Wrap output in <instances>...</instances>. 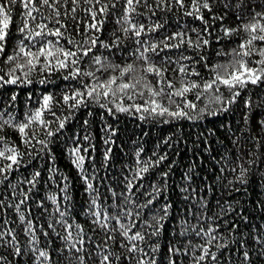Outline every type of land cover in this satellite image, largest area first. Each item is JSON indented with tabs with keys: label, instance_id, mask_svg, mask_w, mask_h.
<instances>
[{
	"label": "trees",
	"instance_id": "obj_1",
	"mask_svg": "<svg viewBox=\"0 0 264 264\" xmlns=\"http://www.w3.org/2000/svg\"><path fill=\"white\" fill-rule=\"evenodd\" d=\"M189 3L190 0H185L186 6ZM21 11L19 5L13 6L14 23L11 28L13 33L16 32V22L21 19L19 14ZM183 11L179 9V6H174L171 12L158 13L160 22L167 20L168 24L153 39L159 41L164 35L183 28L195 41L196 35L191 32V29H201L202 22L185 16ZM215 14L223 13L217 10ZM206 19L212 32L210 37H205L210 39V46L202 50L189 48L184 55L194 58L204 55L208 58L209 65L224 63L228 58L217 57V50L228 52L235 45L227 43L226 40L217 43L216 37L223 35L221 22L213 21L207 14ZM139 22L149 23L143 17ZM240 22L230 13L223 25L234 28ZM213 24L215 26L211 27ZM115 28L116 25L110 18L105 24V38L110 36ZM73 35L76 40L81 39L79 35ZM125 43L126 51L109 56L110 61L121 66L131 62L127 54L133 50V44L131 41ZM100 53L108 56L103 49ZM166 53L173 59H177L180 55L177 50H166ZM156 62L160 63L158 58ZM192 66L205 79L209 78V72L202 64ZM80 68L82 72L95 71V67L88 58L80 64ZM96 74L103 81L115 73L97 72ZM67 75V71L50 73L37 71L32 74L31 85L8 86L6 90L0 89V98H3L5 103L13 92L18 93L14 107L5 108L4 104H0V109L12 113L17 121H22L25 113L39 107L43 95L52 94L59 101L65 92L71 94L74 90L82 89V81L83 83L96 82L86 76L66 81L64 76ZM165 76L176 87H180L181 77L173 73L171 67ZM41 79H46V83H39ZM148 79L155 85L156 81L153 77L149 76ZM160 87L166 88V85L161 84ZM221 92L225 98L229 95L224 88H221ZM250 93L253 99L256 98V94L264 96V84L249 85L243 95L248 96ZM30 94L31 99H29ZM148 99L149 94L146 90L143 96L137 95L131 100L127 95L110 97L108 100L102 99V103L113 109L111 113L101 108L99 104L89 102L87 106H81L70 114L69 108L61 103L53 110L61 119L65 116L70 117L65 123V128L55 136L47 137L39 125H34L36 139L29 145H25L21 135L11 127H6L0 132V135L7 138L9 147H17L19 152L23 153L19 168H14L8 173L7 179L4 175H0V181H3L0 182V200L4 202L0 205V232L4 233V236L0 237V242L9 241V233H11L16 236L15 247H19L22 251L21 255H15L12 244L0 243V255L5 258L7 264H42L43 258L37 259L39 251H48L53 258L50 262L43 261V264H57V260L60 264H79L74 259L77 255L85 257L84 264H97L96 256L88 257L87 253L93 251L97 245H103L104 234L92 223L93 217L90 212L104 209L111 212L110 206L115 201L109 189L117 194L124 191L125 177L135 176L141 167L148 165L153 166H150L148 173L143 174L144 179L138 181L144 185L141 191L150 189L153 183L162 185L161 173H168L167 190L161 197L160 204L167 201L172 204V208L164 221L160 236L153 237V240H158L161 246V252L158 253L161 259L166 257L170 239L173 242L177 239L181 243L184 242V238L176 234L184 226L182 221L186 219L189 238L192 239L193 245L203 243V239L191 236L192 225H195L197 229L220 225L216 243L224 244L226 247L211 249L219 256L217 264H242L243 256L238 251L239 241L246 243L245 250L250 254V264H264V255L261 254L264 251V245L254 239L257 236L264 239V163L260 162L264 160V129L256 128L255 121L251 118L247 124L245 123L242 102L231 105L228 111L209 115L207 109H215L219 105H208L206 97L195 101L192 93L187 94V99L197 103V112L205 109L202 119L175 120L167 115L157 116L142 111L136 112L134 108L128 112L117 110V105L128 107L132 104H145ZM174 99L178 103L182 102V98L174 97ZM161 103L169 106L166 98ZM171 108L174 110V105ZM141 116H144V119H141ZM45 119L53 118L46 113ZM57 126L52 124L51 130L55 132ZM84 136H88L89 139L84 140ZM39 140H46L47 147L37 143ZM105 140L109 143L106 144ZM77 146L88 149L87 153L81 152L85 155L83 173L72 163L74 157L71 149ZM109 148L111 152L105 160L104 154ZM161 155H166L167 159L159 166H154V162ZM238 155L243 156V167L249 169L245 183L236 179L240 169L237 172L232 171L238 163H241L237 161ZM249 161H255V164H250ZM6 163L8 161L0 162V167ZM221 169L224 171L221 172ZM36 171H39L41 175L33 187L26 180L31 179ZM82 175L89 176L93 184L92 190H86ZM25 195L28 198L24 204L20 205L18 212L14 206L19 204ZM50 197H55V203ZM94 197L96 207H91L90 202ZM201 198L206 202V208L201 209ZM57 205L60 211L65 213L63 218L57 211ZM189 208L192 211L200 210L197 213L201 216L199 223L195 216L189 214ZM21 213L25 215V221L19 219ZM61 220L73 225L79 224L83 229L82 237L85 243L82 246L77 242L80 237L76 236V229H71L75 238L74 242L78 248H83L82 252L77 253L75 248L65 247L67 242L60 237L66 235V232L63 223H57ZM29 221H31L32 230L25 231ZM50 223L53 228L48 227ZM232 223L238 225V228H231ZM44 232L48 235L44 236ZM57 233L60 235L58 236ZM33 236L36 237L35 240ZM61 248L64 249L63 252H58ZM110 251L120 255L122 250L113 248ZM221 252L223 255H220ZM183 264H190V258H183Z\"/></svg>",
	"mask_w": 264,
	"mask_h": 264
},
{
	"label": "snow or ice",
	"instance_id": "obj_2",
	"mask_svg": "<svg viewBox=\"0 0 264 264\" xmlns=\"http://www.w3.org/2000/svg\"><path fill=\"white\" fill-rule=\"evenodd\" d=\"M15 5H19L22 11L19 13L21 19L16 22V32L13 33L11 31L14 23L12 10ZM174 6L184 10L185 16L202 22L201 29H191V32L196 35L195 41L183 28L164 35L159 41L153 39L168 24L167 20L160 22L158 13L171 12ZM217 10L223 14H215ZM230 13L241 21L234 28L223 25ZM206 14L210 15L213 21L221 22L223 35L217 36L216 42L226 40L227 43L235 45L228 52L217 50V57L228 58L224 63L209 65L208 58L204 55L198 58L184 55L189 48L202 50L210 46V39L205 38L212 35ZM142 17L149 23L139 22ZM110 18L114 21L116 28L110 36L105 38V24ZM214 26L213 24L211 27ZM73 34L79 35L81 39L76 40ZM126 41H131L133 44V50L127 54L131 62L121 66L110 61L109 56L126 51ZM101 49L105 50L108 56L100 53ZM166 50H177L180 55L177 59H173ZM85 58L91 60L95 71H81L80 64ZM156 58L159 59V64ZM184 61L191 63L185 64ZM199 64L208 70L209 78L205 79L192 66ZM169 67L173 73L181 77L180 87H176L166 78L165 74L169 71ZM37 71L49 73L67 71L68 75L64 76L66 81L86 76L96 82L83 83L82 81V89L74 90L71 94L65 92L59 101L52 94L43 95L39 107L25 113L22 121H17L12 113L0 109V132L6 127L13 128L21 135L25 145L31 144L36 139L34 125H39L47 137H53L65 128V123L70 117L65 116L61 119L53 110L61 103L69 108L70 114L81 106H87L89 102L97 103L111 113L113 109L102 103V99L108 100L110 97L127 95L131 100L137 95L143 96L144 90L149 94L145 104H132L128 107L117 105V110L128 112L134 108L136 112L142 111L157 116L167 115L175 120L202 119L205 109L197 112V103L187 99V94L192 93L195 101L206 97L208 105H219L218 108L207 109L209 115L228 111L231 105L242 102L245 123L247 124L251 118L255 121L256 128L264 129V96L256 94V98L253 99L251 93L248 96L243 95L249 85L264 84V0H190L187 6L185 0H0V89L6 90L8 86L31 85L32 74ZM97 72L115 74L101 81ZM149 76L155 79V85L148 79ZM192 77L196 79H191ZM39 83H46V79H41ZM161 84L166 85V88L160 87ZM221 88L228 91L227 98L224 97ZM174 97L182 98V102L178 103ZM164 98L168 100L169 106L161 103ZM17 99L18 93L13 92L6 103L3 98H0V104H4L5 108L14 107ZM112 102L114 103V100ZM173 105L174 110L171 108ZM46 113L53 119H45ZM5 116L8 118L5 119ZM141 119H144V116H141ZM52 124L58 125L55 132L51 130ZM83 139L88 140L89 137L84 136ZM250 139L253 138L250 137ZM37 143L47 147L46 140H39ZM105 143L109 141L105 140ZM0 145H2L0 162L8 161L0 167V175H4L7 179L8 173L21 166L23 153H20L17 147H9L7 138L3 135H0ZM82 151L87 153L88 149H81L79 146L71 149L74 157L72 163L83 173L85 155L81 154ZM110 152L111 149H107L104 154L105 160L108 159ZM165 159H167L166 155L159 156L154 166H159ZM237 161L241 163H238L232 171L237 172L240 169L236 179L245 183L249 169L243 167L242 155L237 156ZM260 162L264 163V160ZM248 163L255 164V161ZM145 164L147 165V162ZM150 166L153 165L141 167L131 178L125 177L124 191L119 194L109 189L115 201L110 206L111 212L108 209L90 212L93 217L92 223L104 234V243L102 246L97 245L93 251H89L87 256L95 255L97 264H183L185 257L190 258V264H217L219 256L211 249L226 247L224 244L216 243L219 224L207 229L203 227L197 229L195 225H192L191 236L203 239V243L193 245L192 239L189 238L188 221L183 220L184 226L176 235L183 237L184 242L181 243L178 239L173 242L170 239L166 257L161 259L158 255L161 252V246L158 240H153V237L160 236L172 204L167 201L160 204V199L167 190V172L161 173L162 185L153 183L150 189L141 191L144 185L138 181L144 179L143 174L149 172ZM223 171L224 169H221V172ZM40 175L41 173L36 171L26 182L35 187ZM81 178L86 184V190H92L93 184L89 176L82 175ZM27 198L25 195L24 199L14 206L16 211H20V205L24 204ZM50 198L55 203V197ZM3 203L0 200V205ZM90 206L96 207L95 197L91 200ZM206 206V202L201 198V209ZM57 211L63 218L65 213L60 211L59 205H57ZM199 211V209L192 211L189 208V214L197 218V223L201 219V216L197 215ZM19 219L25 221L26 217L21 213ZM57 223H63L66 235L60 238L67 242L65 247L70 246L75 248L77 253L82 252L83 248L76 246L71 231L73 228L76 229V236L80 237L77 242L82 246L85 241L81 226L63 220ZM48 227L53 228V225L50 223ZM230 227L235 229L238 225L232 223ZM24 230H32L31 221ZM9 235V241L0 243L12 244L14 254L21 255V249L15 247L16 236L11 233ZM43 235L47 236L48 233L44 232ZM57 235L60 234L57 233ZM3 236L4 233L0 232V237ZM35 239L36 237L33 236V240ZM254 239L264 245V239L260 236ZM238 243H240L238 251L243 256L242 264H250V254L245 250L246 243L243 241ZM113 248L122 250L121 254L117 255L114 251H110ZM63 250L61 248L58 252ZM261 254L264 255V251ZM220 255H223V252ZM39 258L49 262L53 259L48 251H39L37 259ZM74 259L79 264H84V256L77 255ZM0 264H7L2 255H0ZM57 264H60L59 260Z\"/></svg>",
	"mask_w": 264,
	"mask_h": 264
}]
</instances>
